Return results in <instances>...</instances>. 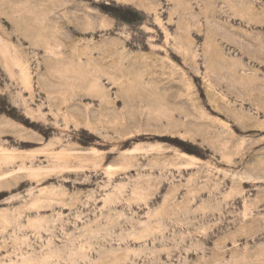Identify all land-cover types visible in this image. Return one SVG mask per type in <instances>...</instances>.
Segmentation results:
<instances>
[{"label":"rangeland","instance_id":"rangeland-1","mask_svg":"<svg viewBox=\"0 0 264 264\" xmlns=\"http://www.w3.org/2000/svg\"><path fill=\"white\" fill-rule=\"evenodd\" d=\"M0 123V264H264V0H0Z\"/></svg>","mask_w":264,"mask_h":264},{"label":"bare ground","instance_id":"bare-ground-1","mask_svg":"<svg viewBox=\"0 0 264 264\" xmlns=\"http://www.w3.org/2000/svg\"><path fill=\"white\" fill-rule=\"evenodd\" d=\"M2 123H3V121H2ZM4 125V127H5V125H8V126H12L13 124H11V123H9V122H7V121H5L4 123H3ZM0 125H1V123H0ZM2 130H5V129H2V127H1V132H2ZM4 133V132H3ZM23 136V135H22ZM60 154V153H59ZM54 155H56L57 156V154H54ZM63 156V155H62ZM62 156L60 157V158H62ZM67 157V156H66Z\"/></svg>","mask_w":264,"mask_h":264}]
</instances>
